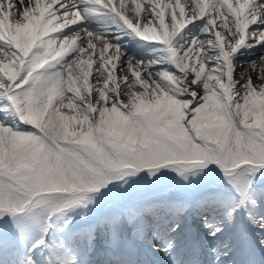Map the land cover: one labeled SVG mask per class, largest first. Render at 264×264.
I'll use <instances>...</instances> for the list:
<instances>
[{
    "label": "snow or ice",
    "instance_id": "6c2138e0",
    "mask_svg": "<svg viewBox=\"0 0 264 264\" xmlns=\"http://www.w3.org/2000/svg\"><path fill=\"white\" fill-rule=\"evenodd\" d=\"M0 264H264V0H0Z\"/></svg>",
    "mask_w": 264,
    "mask_h": 264
},
{
    "label": "bare ground",
    "instance_id": "6f19581e",
    "mask_svg": "<svg viewBox=\"0 0 264 264\" xmlns=\"http://www.w3.org/2000/svg\"><path fill=\"white\" fill-rule=\"evenodd\" d=\"M184 0H181V3H183ZM249 73L251 74L252 73V69L249 67ZM255 82V81H254Z\"/></svg>",
    "mask_w": 264,
    "mask_h": 264
},
{
    "label": "rangeland",
    "instance_id": "374dc122",
    "mask_svg": "<svg viewBox=\"0 0 264 264\" xmlns=\"http://www.w3.org/2000/svg\"><path fill=\"white\" fill-rule=\"evenodd\" d=\"M165 2H167V0H165Z\"/></svg>",
    "mask_w": 264,
    "mask_h": 264
}]
</instances>
